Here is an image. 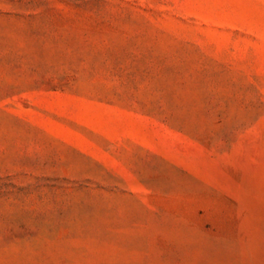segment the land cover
<instances>
[{"label": "rangeland", "instance_id": "1", "mask_svg": "<svg viewBox=\"0 0 264 264\" xmlns=\"http://www.w3.org/2000/svg\"><path fill=\"white\" fill-rule=\"evenodd\" d=\"M0 264H264V0H0Z\"/></svg>", "mask_w": 264, "mask_h": 264}]
</instances>
